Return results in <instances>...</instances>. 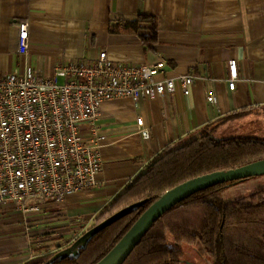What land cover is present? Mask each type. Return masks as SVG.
I'll list each match as a JSON object with an SVG mask.
<instances>
[{"label":"crops","instance_id":"crops-1","mask_svg":"<svg viewBox=\"0 0 264 264\" xmlns=\"http://www.w3.org/2000/svg\"><path fill=\"white\" fill-rule=\"evenodd\" d=\"M139 15L155 19L156 40L149 45L141 40L150 34L148 22L136 32L110 30ZM19 21L28 22L24 54L17 51ZM101 49L112 62L154 64L162 58L156 79L191 74L193 85L188 95L177 84L171 93L137 105L128 99L104 102L95 120L106 135L99 185L38 214L0 208V264L58 253L70 234L78 238L93 227L101 210L166 148L223 118L264 106V0H0V75L29 68L49 76L58 64L93 60ZM230 60L237 71L233 89L227 81ZM207 92L216 103L206 100Z\"/></svg>","mask_w":264,"mask_h":264},{"label":"built area","instance_id":"built-area-1","mask_svg":"<svg viewBox=\"0 0 264 264\" xmlns=\"http://www.w3.org/2000/svg\"><path fill=\"white\" fill-rule=\"evenodd\" d=\"M17 31V51L24 54L28 22L19 21ZM164 64L162 58L154 64L112 62L101 49L93 60L58 64L49 76L29 68L0 75V208L38 214L50 203L66 205L75 194L95 189L106 139L95 123L100 106L118 99L137 105L171 93L177 84L189 94L191 74L155 78ZM228 72L233 89L235 60L228 62ZM206 100L214 104L217 98L207 92ZM136 125L146 139L141 117ZM70 235L67 246L77 239Z\"/></svg>","mask_w":264,"mask_h":264},{"label":"trees","instance_id":"trees-1","mask_svg":"<svg viewBox=\"0 0 264 264\" xmlns=\"http://www.w3.org/2000/svg\"><path fill=\"white\" fill-rule=\"evenodd\" d=\"M150 23V34L141 36L149 45L156 40L155 19L139 15L120 29L136 32ZM264 158V141L251 137L218 139L203 132L179 145L166 148L95 217V224L119 210L143 202L91 235L74 253L35 257L23 264H94L130 228L162 193L191 178L236 168ZM200 190L161 215L143 235L122 264H181L179 244L191 246L211 264H264V188L248 197L223 201L220 193L230 183Z\"/></svg>","mask_w":264,"mask_h":264},{"label":"water","instance_id":"water-1","mask_svg":"<svg viewBox=\"0 0 264 264\" xmlns=\"http://www.w3.org/2000/svg\"><path fill=\"white\" fill-rule=\"evenodd\" d=\"M264 174V158L242 166L227 170H218L186 180L171 189L166 190L155 199L135 220L130 228L114 244V246L94 264H122L133 248L139 243L151 225L167 210L178 202L200 190L217 184L241 180L244 178ZM143 202L131 204L111 215L102 222L95 224L80 235L72 244L59 251L56 255L62 257L74 253L78 246L87 239L124 214L136 209Z\"/></svg>","mask_w":264,"mask_h":264},{"label":"rangeland","instance_id":"rangeland-1","mask_svg":"<svg viewBox=\"0 0 264 264\" xmlns=\"http://www.w3.org/2000/svg\"><path fill=\"white\" fill-rule=\"evenodd\" d=\"M61 79H59V82ZM205 132L215 138L251 137L264 141V106L251 108L231 117L223 118L209 124ZM264 188V174L234 181L220 193V198L227 202L240 197H248L254 191ZM95 225V223H94ZM184 256L181 264H211L209 260L198 255L195 250L186 244H179Z\"/></svg>","mask_w":264,"mask_h":264}]
</instances>
